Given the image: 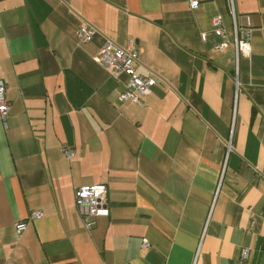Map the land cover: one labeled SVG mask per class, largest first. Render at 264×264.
<instances>
[{
  "label": "crops",
  "instance_id": "1",
  "mask_svg": "<svg viewBox=\"0 0 264 264\" xmlns=\"http://www.w3.org/2000/svg\"><path fill=\"white\" fill-rule=\"evenodd\" d=\"M231 7L251 29L237 66ZM106 41L157 79L140 103L118 100ZM0 80V264H264V0H0ZM92 184L109 216L87 231Z\"/></svg>",
  "mask_w": 264,
  "mask_h": 264
},
{
  "label": "built area",
  "instance_id": "2",
  "mask_svg": "<svg viewBox=\"0 0 264 264\" xmlns=\"http://www.w3.org/2000/svg\"><path fill=\"white\" fill-rule=\"evenodd\" d=\"M191 9L199 7V0H188ZM231 15L233 19V48L236 66L240 57H247L251 53L250 35L251 29L240 28L235 20V15L231 7ZM212 30L201 34V41L204 43H212L216 51H224L228 47L225 39V31L222 24V18L215 16L212 18ZM95 31L88 25H82L76 32V38L81 43H87L92 40ZM138 49L133 43H129L124 47H116L110 41H106L100 48L97 61L107 70H109L112 78L117 79L121 75H125L124 90L118 97L122 103L131 102L138 104L140 100L148 95L151 89L157 84V79L149 74H138L134 65L138 59ZM236 88H238L237 77L235 76ZM6 84L0 80V120L5 123L6 116L9 112L10 104L5 97ZM230 146V144H229ZM74 201L77 211L83 221L87 231L91 230L95 225V219L98 217L109 216V206L107 202V187L104 184L83 185L77 187L74 192ZM41 213H30L28 220H37L41 218ZM27 221H20L16 224L18 234L24 231ZM147 246V243L144 244ZM247 251H242V257H247Z\"/></svg>",
  "mask_w": 264,
  "mask_h": 264
}]
</instances>
